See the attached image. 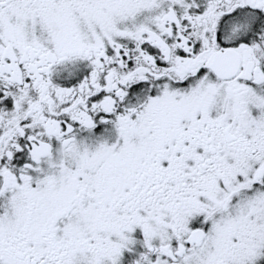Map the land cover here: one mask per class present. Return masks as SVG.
I'll use <instances>...</instances> for the list:
<instances>
[{"label": "snow or ice", "instance_id": "6c2138e0", "mask_svg": "<svg viewBox=\"0 0 264 264\" xmlns=\"http://www.w3.org/2000/svg\"><path fill=\"white\" fill-rule=\"evenodd\" d=\"M0 264H264V0H0Z\"/></svg>", "mask_w": 264, "mask_h": 264}]
</instances>
